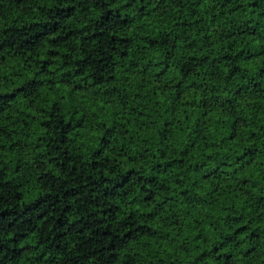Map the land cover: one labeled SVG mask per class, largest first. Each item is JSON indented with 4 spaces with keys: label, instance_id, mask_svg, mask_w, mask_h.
<instances>
[{
    "label": "trees",
    "instance_id": "trees-1",
    "mask_svg": "<svg viewBox=\"0 0 264 264\" xmlns=\"http://www.w3.org/2000/svg\"><path fill=\"white\" fill-rule=\"evenodd\" d=\"M0 264H264V0H0Z\"/></svg>",
    "mask_w": 264,
    "mask_h": 264
}]
</instances>
